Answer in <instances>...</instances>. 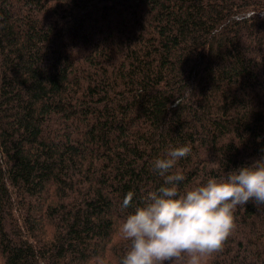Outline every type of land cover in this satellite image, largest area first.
Masks as SVG:
<instances>
[{
  "label": "trees",
  "instance_id": "1",
  "mask_svg": "<svg viewBox=\"0 0 264 264\" xmlns=\"http://www.w3.org/2000/svg\"><path fill=\"white\" fill-rule=\"evenodd\" d=\"M182 146L181 190L264 157V0H0V264H120ZM234 221L202 264H264Z\"/></svg>",
  "mask_w": 264,
  "mask_h": 264
},
{
  "label": "clouds",
  "instance_id": "2",
  "mask_svg": "<svg viewBox=\"0 0 264 264\" xmlns=\"http://www.w3.org/2000/svg\"><path fill=\"white\" fill-rule=\"evenodd\" d=\"M190 151L189 146L170 148L155 159L164 183L120 223L118 231L127 243L120 264H202L230 236L238 206L249 200L264 205V157L181 190L184 176L172 170ZM134 195L126 194L123 208L132 206Z\"/></svg>",
  "mask_w": 264,
  "mask_h": 264
}]
</instances>
